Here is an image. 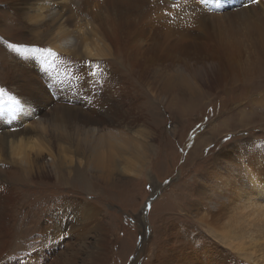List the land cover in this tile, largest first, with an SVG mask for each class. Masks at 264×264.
<instances>
[{"label":"rangeland","instance_id":"obj_1","mask_svg":"<svg viewBox=\"0 0 264 264\" xmlns=\"http://www.w3.org/2000/svg\"><path fill=\"white\" fill-rule=\"evenodd\" d=\"M98 1H101L99 8L104 14L114 11L119 17L122 16L120 25L116 24L115 20L104 25L111 29V33L106 35L110 38L111 47L116 49L123 46L125 50L118 54L116 59L111 60L112 64L105 57H98L90 59L89 64L85 63L73 69L68 63L59 66L58 62L61 61L58 57L52 66L49 65L50 77L40 81L36 85L37 88L34 87L36 95H39L38 103L29 98L31 103L35 102L32 109L35 115L31 121L39 117L37 106L42 111H48L52 105V111L57 109L59 112L61 108L58 106L61 105L78 107V104H87V108H83L87 117L80 119L92 117L100 120L103 104H119L125 117L132 110L138 115L142 112L144 121L139 120L134 125L136 132L133 133V142L137 147L143 148L140 139L146 120L157 131L159 139L156 136L151 140V161L149 160V164L143 168L145 171L142 174L134 175L131 172L132 174H126L124 177L114 171V178L108 180L106 185L100 178L92 175L91 166L63 173L59 179L57 173L48 168H45L43 178H34L39 172L34 164L31 178H27L23 185L14 183L19 193L18 196L14 195L12 215L18 217V220L13 225L10 251L16 252L15 249L25 234H37L36 229L43 224V218L47 219V214L53 210L56 214L49 216L45 224L48 229L52 228L55 221V224H61L63 220L69 221L68 218H73L67 203L76 201L80 202L81 211L85 208L83 204H89L86 207L91 205L98 208L97 222L104 223L106 240L109 237L108 254L104 264H156L163 245H174L176 234L182 236L181 239L188 243L190 249L212 254L216 248L212 239L218 241V230L221 233V229L216 223L203 225L204 218L208 219L209 216L204 211L207 204L201 197L207 193L206 188L198 186L199 179L197 176L195 178V174L201 172L207 163L210 173L214 176L218 174L221 168L212 169L209 156L219 151L224 152L232 147V144L236 150H244L247 149L248 142L255 145L264 143V0H260L258 4L252 3V6L251 3L246 5L248 0H205V3L217 7L228 4L225 10L215 14L199 10L196 6L198 0H116L114 4L106 0ZM80 4L88 6L87 9L91 7L90 1L86 5L83 2ZM4 7V0H0V19L3 21L6 20L1 13ZM10 15L12 20H7L6 25L10 26L11 30L0 33V54L13 61L16 53L11 51L7 44L16 43L27 48L33 39L25 29V22L14 12ZM97 25L101 30L100 19ZM11 52L14 54L10 55ZM129 52L133 61L127 63L123 59L130 57ZM54 53L60 56L58 52ZM124 68H134L138 75L126 77ZM100 73H104L103 82L100 81ZM157 77L168 85L172 107L167 109L163 102H158L161 117L155 120L147 110L140 108L144 102L150 103L155 96L161 95ZM124 79L125 87L120 84V80ZM30 86L24 87H29L28 91H31L33 88ZM54 89L57 90L53 92ZM179 92L185 93L188 101L182 103ZM190 92L196 95L203 93L204 98H192ZM9 93L17 99L21 96L19 91L12 90ZM90 104L95 105L88 108ZM242 107V110L234 114V111ZM184 108L187 111L182 114ZM154 110H157L155 106ZM118 112L114 107L112 114ZM233 114L229 123L228 120L224 123L221 121L222 125L208 132L205 136L210 137L200 141L193 149H196L195 154H190L195 142L200 140L204 132L221 119ZM129 120L131 119L125 123L129 124ZM227 123L229 127L223 126ZM47 126L49 133H60L50 124ZM225 136L230 139L225 140ZM148 151L141 153L145 156ZM31 158L34 162L35 158L40 162L44 159L46 163L49 162L50 156L46 152H40L38 156ZM98 158L101 160V151L98 152ZM131 159L129 157L130 163L140 166V163ZM247 163L251 167L255 166ZM233 164L238 163L234 160ZM0 168L3 169V166ZM11 168L18 171L15 162H12ZM233 169L240 168L236 165ZM64 175L68 177L65 178ZM116 180L121 183L117 184L120 188L111 186ZM176 182L173 188L176 193L169 196L171 187ZM187 182H193L189 194L184 193L187 189L182 188ZM245 192L248 197L246 195L244 198L249 200V190L246 189ZM19 200L25 205L22 209L24 213L21 214L18 210ZM64 212H68V217ZM96 219H93L92 224L97 223ZM20 225H23L21 232ZM71 234L64 239L69 238ZM30 252L29 247L26 251L28 262L32 260ZM82 253V258L87 257ZM253 256L254 254H251V257ZM66 258L47 264H83L80 258L77 262L73 257L68 261ZM86 264H89V261ZM161 264L174 262L164 259Z\"/></svg>","mask_w":264,"mask_h":264},{"label":"bare ground","instance_id":"obj_2","mask_svg":"<svg viewBox=\"0 0 264 264\" xmlns=\"http://www.w3.org/2000/svg\"><path fill=\"white\" fill-rule=\"evenodd\" d=\"M88 1L91 2V7L88 9L86 8L88 6L80 4L83 2L86 5ZM106 1L116 3V0ZM100 3L101 1L98 0H4L5 7L1 13L6 20L0 19V33L11 30V27L6 25V21L12 18L10 13L14 12L25 22V29L33 39L30 42V47L25 49L51 48L60 56L55 54L46 57L42 53L30 51L27 53L15 52L16 55L12 61L6 55L0 54V87H4L8 93L12 90L19 91L21 96L18 100L22 105V111L16 114L0 109V166H3V169L0 168V264H47L62 261L64 257H67L65 259L67 261L73 257L76 262L80 258L83 264L88 261L89 264H104L108 254L109 237L106 240L104 223L97 222L98 208L91 205L86 207L89 204H83L85 208H83L84 211H81V204L76 201L67 203L73 218H68L69 221L63 220L61 224H55V221L52 228L48 229L45 225L48 217L56 214L54 210L49 211L47 219L43 218V224L36 229L38 233H33L30 236L29 234L32 232L28 231L29 233L25 234L24 239L19 241V246L15 249L16 252L10 251L12 249L9 248L10 239L13 238L12 233L14 232L13 225L18 220V217L12 215L14 213L12 206L15 204L13 202L14 195L18 196L19 193L14 183L19 182L23 185L27 178H31L34 173V164L39 170L34 178H43L45 168L53 169L61 179L60 176L63 173L78 171L85 166H91L93 168L92 175L100 178L105 185L108 180L114 178L115 173L124 177L126 174L129 176L131 172L134 175H140L145 171L144 167L149 164L151 140L156 136L159 139L157 131L146 120V126L140 139L143 148L137 147L133 142V133L136 132L134 125L139 120L144 121L142 112L138 115L136 112L133 113L134 110L130 111L127 117L131 120H129V124L125 123L128 119L119 104H103L100 120L92 117L86 118V120L80 119L87 114V112L83 113V108H87V104H78V107L81 108L61 105L58 106L61 108L59 112L57 109L52 111V105L48 111L43 110L44 112L37 106L39 117L31 121L35 115L32 112L35 102L31 103L30 99H34L38 103L39 96L36 95L34 87L37 88L36 85L40 81L50 77L49 65L52 66L58 57L61 61L58 62L59 66L68 63L73 69L81 67L85 63L89 64L90 59L98 57H105L112 64L118 54L125 50L123 46L116 49L111 47L110 38L106 36L111 33V29L104 25L112 20L120 25L122 16L119 17V14L114 11L111 14H104L99 8ZM249 3L252 6L251 0H248L246 5ZM246 5L243 4V6ZM196 6L202 12L215 14L225 10L228 4L217 7L208 2L201 3L198 0ZM99 19L101 30L97 25ZM39 44L46 46H38ZM12 54L14 53L11 52L10 55ZM123 61L127 63L133 61L132 54L130 53V57ZM124 69L126 77L138 75L134 72V68ZM103 76L104 73H100L99 77L102 82ZM125 80H120V84H124V87ZM156 80L160 83V94L164 96H155L150 103L147 101L141 104L140 109L147 110L155 120H158L161 117L158 111V102H163L167 109H171L172 99L168 85L162 83L160 77H157ZM25 85H31L30 87L33 89L28 91L30 89L24 87ZM97 86H99L98 83ZM122 89H120L121 92ZM56 90L54 89L53 92ZM190 93L192 98H204L203 93H197V95L193 92ZM179 94L182 103L188 101L185 93L179 92ZM92 98L94 99L95 96ZM186 104L189 105L188 102ZM94 105L90 104L88 108ZM114 107L119 110L115 115L112 114ZM242 109L243 107L234 111V114ZM186 111L184 108L182 114ZM234 114L221 119L210 130L204 132L200 140L195 142L190 154H195L196 149H193L200 141H205V138L210 137H206L208 132L210 133L216 127L221 126V121L224 123L228 120L229 123ZM29 115L30 117H28ZM228 123L223 126L229 127ZM238 123H241L240 120ZM49 124L60 133L58 135L49 133L47 126ZM13 129L16 131L13 132ZM238 149L236 150L232 144V147L225 149L224 152L219 151L209 156L210 167L212 169L221 168L215 176L208 170V163L201 172L195 174V178L197 176L199 179L198 186L206 188L207 193L201 197L207 204L204 211L209 216L208 219L204 218L203 225L208 226L216 223L220 225L221 229V233L218 230L220 234L217 237L218 241L212 239V242L216 244L214 253L194 251L190 249L185 240L181 239L182 236L176 234L174 245L180 246V248L176 249L172 244H164L156 264H161L164 259H170L174 264H227L229 262L230 264H264V177H262L264 174V143L260 142L255 145L253 142H248L247 149ZM146 150L149 151L144 156L141 152ZM234 150H236L235 154H233ZM99 151H101V160L98 158ZM40 152H46L50 156L49 162L45 163L44 159L40 162L38 158H35L36 162L32 160L31 157L38 156ZM247 154H249L248 157ZM129 157L136 163H140V166L130 163ZM234 160L238 164H233ZM12 162L16 163L18 171L11 168ZM247 162L255 166L251 167ZM236 165L239 166V170L233 169ZM226 167L228 168L226 169ZM64 177L67 178L68 175H64ZM150 180L153 181L151 177ZM117 181L113 182L111 186L120 188L118 185L121 183H117ZM188 182L182 188L187 189L184 190V193L189 194L193 182L189 184ZM194 182L197 183V181ZM79 183L85 185L82 182ZM176 184L177 182L172 185L169 196L175 195L176 189L173 188ZM92 188L94 190V186ZM246 189L249 190V200L244 198L248 194L245 192ZM15 206L17 207L18 203ZM24 206L20 201V208H18L20 214L23 212ZM64 214L68 217V212H64ZM93 219H96V224H92ZM88 226L91 227L88 229ZM22 227L23 225H20V232L23 231ZM65 233L72 234L69 238L64 239L68 237ZM255 246H258L257 249L251 250ZM29 247L31 248V262L26 259V251ZM82 252L87 257L82 258ZM251 254L254 256L251 257Z\"/></svg>","mask_w":264,"mask_h":264},{"label":"snow or ice","instance_id":"obj_3","mask_svg":"<svg viewBox=\"0 0 264 264\" xmlns=\"http://www.w3.org/2000/svg\"><path fill=\"white\" fill-rule=\"evenodd\" d=\"M201 3H204L205 0H200ZM252 3H259L260 0H251ZM176 7H179V5H175ZM7 47L16 53H27V52H33V53H42L46 57L47 56H54L55 53L53 49L51 48H32V49H25L22 45L16 44V43H9L7 44ZM0 109H5L7 112L16 114L17 112L22 111V105L21 101H19L16 97L13 95H10L4 87H0ZM13 132L16 130L13 129ZM230 138L228 136H225V140H229ZM207 151V149H205ZM167 183V181H165Z\"/></svg>","mask_w":264,"mask_h":264}]
</instances>
